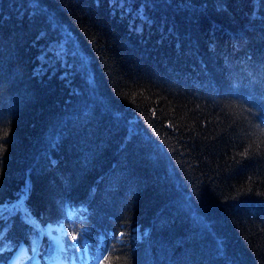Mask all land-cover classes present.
I'll use <instances>...</instances> for the list:
<instances>
[{"label": "trees", "instance_id": "trees-1", "mask_svg": "<svg viewBox=\"0 0 264 264\" xmlns=\"http://www.w3.org/2000/svg\"><path fill=\"white\" fill-rule=\"evenodd\" d=\"M14 258L264 264V0H0Z\"/></svg>", "mask_w": 264, "mask_h": 264}, {"label": "rangeland", "instance_id": "rangeland-1", "mask_svg": "<svg viewBox=\"0 0 264 264\" xmlns=\"http://www.w3.org/2000/svg\"><path fill=\"white\" fill-rule=\"evenodd\" d=\"M29 219L36 224H40L38 220H36L33 216H29ZM46 233H48L51 237L55 239L57 244L59 246H63V241H62V236L64 234V227L62 225H53V224H47L46 228ZM41 231V229H40ZM61 242V244H60ZM16 258V256H15ZM15 258L13 259L11 264H14ZM33 264H40L38 258H35L33 260Z\"/></svg>", "mask_w": 264, "mask_h": 264}, {"label": "snow or ice", "instance_id": "snow-or-ice-1", "mask_svg": "<svg viewBox=\"0 0 264 264\" xmlns=\"http://www.w3.org/2000/svg\"><path fill=\"white\" fill-rule=\"evenodd\" d=\"M72 239H73V240H77L78 237L75 236V235H73ZM86 245H87V241H85V246H86ZM78 246H79V245H76V244H73V245H72L73 248H76V247H78ZM102 251L106 253V252H107V249H103ZM102 259H104V256H103V255H101L100 257H98V260H102Z\"/></svg>", "mask_w": 264, "mask_h": 264}, {"label": "bare ground", "instance_id": "bare-ground-1", "mask_svg": "<svg viewBox=\"0 0 264 264\" xmlns=\"http://www.w3.org/2000/svg\"><path fill=\"white\" fill-rule=\"evenodd\" d=\"M60 244H61V242H60Z\"/></svg>", "mask_w": 264, "mask_h": 264}]
</instances>
